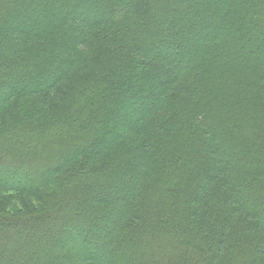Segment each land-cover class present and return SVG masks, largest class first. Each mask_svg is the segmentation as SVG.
<instances>
[{"label":"trees","instance_id":"16d2710c","mask_svg":"<svg viewBox=\"0 0 264 264\" xmlns=\"http://www.w3.org/2000/svg\"><path fill=\"white\" fill-rule=\"evenodd\" d=\"M0 264H264V0H0Z\"/></svg>","mask_w":264,"mask_h":264}]
</instances>
